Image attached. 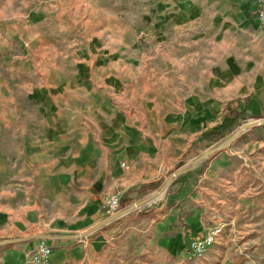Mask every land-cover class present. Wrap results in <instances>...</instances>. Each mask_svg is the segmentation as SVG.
Masks as SVG:
<instances>
[{
  "label": "rangeland",
  "instance_id": "rangeland-1",
  "mask_svg": "<svg viewBox=\"0 0 264 264\" xmlns=\"http://www.w3.org/2000/svg\"><path fill=\"white\" fill-rule=\"evenodd\" d=\"M0 10V251L21 249L27 264H264V124L167 183L264 118L253 0H0ZM106 194L118 210L147 200L100 224L112 215ZM97 225L57 248L44 240L46 260H34L43 239L11 242ZM213 226L217 240L189 257V240Z\"/></svg>",
  "mask_w": 264,
  "mask_h": 264
},
{
  "label": "water",
  "instance_id": "water-1",
  "mask_svg": "<svg viewBox=\"0 0 264 264\" xmlns=\"http://www.w3.org/2000/svg\"><path fill=\"white\" fill-rule=\"evenodd\" d=\"M264 124V118H260L257 121H250L247 122L245 124H240L238 126L237 129H235L230 136H228L227 138L223 139L222 141L218 142V144H216L214 147L209 148L203 152L200 153V155H198L197 157L188 160L187 164L184 165L183 167L175 170L168 178L167 183H170L175 177L184 174L186 172H188L189 170L193 169L194 167H196L197 165H199L201 162H203L205 159H207L208 157L212 156L213 154L223 150L224 148H226L227 146H229L234 140L235 138L242 133L243 131L258 126V125H263ZM163 189L160 190V192ZM147 199H143L140 200L136 203H134L133 205L124 208L122 210H118L116 211L114 214H112L111 216H109L108 218H106L103 222H101L100 224L106 223V222H110L113 221L117 218H120L121 216L127 214L128 212H130L133 208L139 207L141 205H143L146 202ZM153 203V202H152ZM154 204V203H153ZM99 224V225H100ZM99 225L92 227L91 229L84 231L82 233L79 234H73V235H37V236H28L25 238H18V239H14L11 240V242H17V241H21V240H28V239H33V238H41L43 240H56V239H79L81 237H84L86 235H89L91 233H93L95 231V229L97 227H99ZM5 242H9V241H5ZM1 243V242H0Z\"/></svg>",
  "mask_w": 264,
  "mask_h": 264
},
{
  "label": "built area",
  "instance_id": "built-area-1",
  "mask_svg": "<svg viewBox=\"0 0 264 264\" xmlns=\"http://www.w3.org/2000/svg\"><path fill=\"white\" fill-rule=\"evenodd\" d=\"M257 4V19L264 28V0H257ZM122 166H125V164H122ZM100 203L104 214H114L119 209V196L116 194H106L101 198ZM220 233L221 227L213 226L209 228L203 235L191 238L188 242L189 257H202L207 252L208 248L217 240ZM50 252V247L43 240L38 246L37 254L34 260H46Z\"/></svg>",
  "mask_w": 264,
  "mask_h": 264
},
{
  "label": "crops",
  "instance_id": "crops-1",
  "mask_svg": "<svg viewBox=\"0 0 264 264\" xmlns=\"http://www.w3.org/2000/svg\"><path fill=\"white\" fill-rule=\"evenodd\" d=\"M255 4V10L257 11V0H253ZM2 12V10H0ZM2 17V16H1ZM264 94V91H263ZM251 97L246 100V106L247 110L250 113V116L257 117V114L260 113V109H262V106L260 105L259 101L257 102L255 99L254 101H250ZM102 213L100 211H96L93 216L100 217ZM64 239H56V240H50L48 243L51 244L53 247L57 248L59 247L58 243L63 242ZM0 264H27L24 261V252L21 249L16 248H7L0 251Z\"/></svg>",
  "mask_w": 264,
  "mask_h": 264
},
{
  "label": "trees",
  "instance_id": "trees-1",
  "mask_svg": "<svg viewBox=\"0 0 264 264\" xmlns=\"http://www.w3.org/2000/svg\"><path fill=\"white\" fill-rule=\"evenodd\" d=\"M230 105L231 103L228 104V106ZM228 106L227 108L230 109V107ZM237 114L239 115L240 113L239 112L236 113L235 110H230V115L233 116L235 119L237 118ZM221 137H223V133L217 132V131H212L205 136V138L210 139V140H218ZM155 185L156 183H149V184H146L145 187L153 188Z\"/></svg>",
  "mask_w": 264,
  "mask_h": 264
}]
</instances>
